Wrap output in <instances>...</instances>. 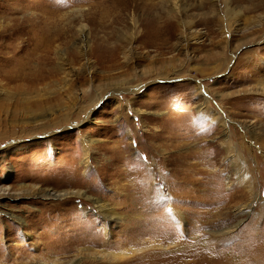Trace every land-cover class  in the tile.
Wrapping results in <instances>:
<instances>
[{
  "label": "rangeland",
  "instance_id": "374dc122",
  "mask_svg": "<svg viewBox=\"0 0 264 264\" xmlns=\"http://www.w3.org/2000/svg\"><path fill=\"white\" fill-rule=\"evenodd\" d=\"M43 20L65 32L54 43L64 69L55 52L47 61L29 58L25 67L53 72L58 98L42 101L46 110L33 119L22 111L27 82L0 75V187L14 193L0 199V264H47V256L69 259L82 247L164 244L166 235L203 250L209 262L201 264H264V253L249 254L264 246V93L253 90L264 85V0H0V52L25 43L28 32L38 37ZM160 72L169 78L159 79ZM68 78L71 97L61 87ZM137 86L135 95L126 90ZM85 109L90 119L78 122ZM226 136L251 193L237 179L239 160L228 159ZM87 139L94 143L85 169ZM193 163L191 181L183 172ZM77 190L84 195H45ZM96 200L121 219L98 217ZM170 205L185 214L182 226ZM176 249L126 260L151 264ZM77 257L88 264L86 252Z\"/></svg>",
  "mask_w": 264,
  "mask_h": 264
},
{
  "label": "bare ground",
  "instance_id": "6f19581e",
  "mask_svg": "<svg viewBox=\"0 0 264 264\" xmlns=\"http://www.w3.org/2000/svg\"><path fill=\"white\" fill-rule=\"evenodd\" d=\"M175 6H177L176 3L174 4V7ZM233 15H237V13H233L232 11H230V15L229 16H233ZM232 19H235V16H233ZM26 21H27L26 19H23V20H21L20 22H18L16 24H11V26L9 28L10 30L7 32V34L6 35L5 34H1L0 36L3 37L4 35L5 36L13 35L15 33V30H17V28L15 26H20V25L23 26ZM40 21L38 23H36V24H44V26L42 27V29H38V28L36 29V34L35 35H37V33H39L38 37H36V36H34V34H31L30 32H28L29 34H28V37H27L25 43L22 42V44L20 46H16V48L14 46L15 43L13 45L11 43L10 44H6L4 49L1 50V52H0V59L2 58V60H3V58L6 57L5 58L6 65L4 66V68H2V70L3 69H5V70H3V71L0 70V75L2 77H4L5 79L10 80V81L13 80V79L19 78V79L25 80L27 82L28 90L26 89V90H23L22 92H20V95L22 93L21 99L23 100V103H24V107L22 108V111H23V113L29 114L33 119H37L38 117L42 116V115H37V114L38 113H42V112H44L46 110L45 108L42 107V101H44V100L48 101V100H50L52 98H55V99L58 98V93H57V90L55 89L57 83H55L54 81L50 80L51 77L53 76V72H48V71H45V70H31L29 68L27 69V67H25L26 63L28 62L29 58H31V57H35L37 59L47 61V60H49L51 58V54H53L55 52V55L58 58L57 65L59 66V68L62 69L63 68L62 62H63V56H64L62 51H59V50L56 49L57 47L54 45V43L58 39H62L65 36V32L61 31V30L56 31L55 29L51 30L47 26V21L46 20H43L45 22H40ZM187 23L189 25H191V22H187ZM185 25H187V24H185ZM136 26L137 25H136V21H135L133 27L136 28ZM80 27H81L80 30L83 32L84 25H80ZM13 28H15V29H13ZM132 31H134V30H132ZM84 36H86L85 33H84ZM143 36H145V34L142 35V36L140 35L139 38L143 37ZM132 37L136 38L137 34H135L133 32ZM12 38H15V37L13 36ZM165 41H167V38L164 39L161 42H165ZM87 43L89 44V42H87ZM153 44H154V47L155 46H159V45H161V46L163 45L162 43H157V42H154ZM14 48L16 49V51H15ZM98 49H101V48H95V49H93L90 52L92 57L95 56V52ZM36 50H40V54L39 55L37 53H35V52H37ZM170 61H172V60H170ZM174 66H176V64ZM109 67L111 68L112 65H110ZM165 68H166V66H165ZM93 71H95V70H93ZM68 73H69V71H67L66 75H68ZM163 74L160 72L159 79H167V78H169L168 76H166L165 74L163 75ZM90 76H91V74H90ZM92 76H94V75H92ZM68 77H69V75H68ZM67 80L68 81H65L66 83L63 84V86H61V87L63 89L65 88L67 96L71 97L72 96V87H73L72 84L74 83V81H73V83H71L70 82L71 81L70 78H68ZM123 83H126V82H123ZM50 84H53L54 86L50 88L49 87ZM90 85H91V83H90ZM39 86H41V87L43 86L42 87L43 91H42V88H39ZM257 86L258 87H256L253 90H256L257 92L264 93V85L259 84ZM100 87H102V86H100ZM89 88H90V86H89ZM140 88H141L140 86H137V87H134V88H128L126 90L130 91L133 95H135V94H137L140 91ZM98 89H100V88H98ZM94 90H96V88ZM85 92H86V89H85ZM101 98H99V99H101ZM99 99H97V100H99ZM205 101H208V99H205ZM96 103L97 102H95V104ZM196 107H197L198 111H203L211 121L217 120L220 117L219 115L217 116V115H215V113L211 112V110H209L207 104H204V105L203 104H198ZM90 109L89 110L85 109L86 111L84 113L83 118L80 121H78V122L90 119V114H91V110ZM139 112H140L139 110H136L137 114ZM79 116H80V114H79ZM221 119L222 120H221V124L220 125L224 126L226 128L227 127L226 121L223 118H221ZM93 141H94L93 139H87L86 141H84V140L82 141V144H83V147H84V149H83L84 159L82 160V165H83V167L85 169L89 166V160L91 158L92 146H93V143H94ZM223 146L226 149V153L228 155V159L231 160L232 163L237 162L239 160V162L237 164H235V163L233 164L236 168H238V171L236 172L237 179H239V181L241 183H243V184L248 182L247 184L249 185V187L247 186V188H248V191L251 193L252 192L251 183H250V181H249V179L247 177V174H245V169H244V166H243L244 162H242L243 160H241V158L238 157V154H234L233 153V149L228 143L227 136L224 138ZM50 149H52V147ZM168 159H170V158H168ZM184 167L186 168L185 165H184ZM195 170H198L197 169V165L193 163L192 165H190L189 171L186 172V170H185V172H183V173H184V175L185 174L187 175V179H190V176L193 175V174H190V173L191 172H195ZM173 172H177V171L174 170ZM181 172H182V170H180V173ZM190 180L192 181V179H190ZM182 183L181 184L177 183L176 184L177 187L184 188L186 186V183H184L183 185H182ZM10 189H11V187L9 185L0 187V191L2 190V192H0V199H2L4 197H13L14 193L12 194ZM5 190H8V191H5ZM72 194H74V195H82V196L84 195L80 190L64 192V193H61V194L60 193L55 194L54 192H52V193H48L47 192L45 195L47 197H50L48 195H54L55 197H60L62 195L67 196V195H72ZM85 197L90 198L89 195H85ZM95 207L98 209L99 214H100V215L98 214V217H105V218L107 217V218L112 219V220H120L121 219V218L116 216V213L113 211L112 207H109L107 204L101 202L100 200H96L95 201ZM247 208H248V205H244L242 207H238V213H240L243 210H246ZM168 210L172 214L174 219L178 222V224L182 226L184 221H185V214L183 213V211H181L178 208L171 207V205L168 207ZM10 217L13 218V219H16L17 221H20V223H22L21 218H19L18 216L10 214ZM181 229H183V228H181ZM88 231H89V229H88ZM21 234H22V236H24L26 238H30L31 237V233L28 230H26L25 228L21 229ZM166 236H164L165 240H168L169 242H165L164 244H157V243H154V242H152V243L151 242H147V243L141 244L140 247L139 246L135 247V246L131 245L130 247L123 248V246H122L121 249H118L116 251H109V250H105V249H102V250H91L89 248H83L82 247V248H79V249L77 248L78 249V253L73 255V257H70L69 259H65L64 258V260H60V258L58 256L54 255L52 257L47 256L46 260L48 261L47 264H81L84 257L83 258H78L77 256H78L79 253L82 254L83 252H86V254H89V259H88L89 262H88V264H104V263H107V264H118L119 262H120V264H129L130 262L128 263L127 262L128 260H126V259L131 258L135 254H137V255L139 253L140 254L141 253L144 254L146 250L154 249V248L168 249L169 247L170 248L175 247V249L177 248L176 250H174L176 252H174V251L171 252L170 251L168 253L163 254V257H164L163 259L164 260L161 261V259H159L161 262L158 259L155 260V259L152 258L153 261H151V264H201L202 261H208L209 262L208 258L206 256L202 255L204 252L200 248L197 249L196 247L192 246L191 244L188 245L186 242L184 243L185 245L179 246L180 243L179 242L177 243V240H174V239L170 240V238L172 237L171 235H168L167 237ZM141 240H140V242H141ZM1 248L2 247L0 246V250H1ZM70 249H71V247L68 248V251H66V252H69ZM206 251L210 252V255H209L210 257L209 258H211V255H213L212 254L213 253V248L208 247ZM250 251L251 252L249 254H251L252 256L254 254L256 255L257 253H264V246H262L261 248H252ZM214 252H216V251H214ZM159 255L156 254V255H153V256H155V258H156ZM9 256L10 255L8 253L4 258L8 259ZM82 256H84V255H82ZM140 258H142V257H140ZM125 261L127 263H124ZM134 262H133V264H134ZM227 262L229 263V260ZM131 264H132V262H131ZM142 264H143V262H142ZM145 264H147L146 261H145Z\"/></svg>",
  "mask_w": 264,
  "mask_h": 264
}]
</instances>
